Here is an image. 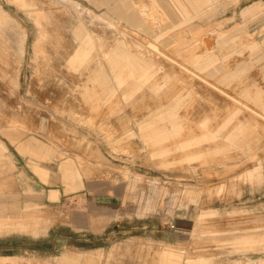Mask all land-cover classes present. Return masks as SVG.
I'll return each instance as SVG.
<instances>
[{
    "label": "rangeland",
    "instance_id": "374dc122",
    "mask_svg": "<svg viewBox=\"0 0 264 264\" xmlns=\"http://www.w3.org/2000/svg\"><path fill=\"white\" fill-rule=\"evenodd\" d=\"M113 2L0 0L1 264H264V0Z\"/></svg>",
    "mask_w": 264,
    "mask_h": 264
},
{
    "label": "crops",
    "instance_id": "0c3cea01",
    "mask_svg": "<svg viewBox=\"0 0 264 264\" xmlns=\"http://www.w3.org/2000/svg\"><path fill=\"white\" fill-rule=\"evenodd\" d=\"M108 1V0H107ZM112 1V0H111ZM125 0H122L121 5L118 4V0H116V2H113L112 5H110V9L115 7V10H118L117 12L119 13V17L122 19H125L128 23H135V24H142L145 22V20L142 17V10L138 9L136 7H134L133 4H130L129 6H127L128 4H126L124 2ZM186 10V9H185ZM185 10L182 11V13L185 15V18L187 21V16L185 14ZM179 12V11H178ZM181 13V11L179 12V14ZM105 66V65H103ZM86 68H89V65H86ZM106 74V72H105ZM107 75V74H106ZM107 77V76H106ZM19 148L22 150H27V149H48V144L43 141L40 140L38 137H31L30 139H27L26 141H20L18 144ZM6 145L4 144V142L2 140H0V149H5ZM61 168H62V175H63V179L64 181L68 182L69 184L74 185V188H77L79 186H83V183H81V181L79 180V177L81 176V172L79 171V169L76 167V164L71 161V160H66V161H62L60 164ZM42 167V166H41ZM44 170L41 172V174L44 177H48V170L44 167H42ZM60 190L54 189L51 193V196L53 198H58L60 197ZM3 198V197H0ZM12 201H9V206L11 205ZM27 210V208H26ZM11 211V210H10ZM105 246H100L99 249L102 250L104 249Z\"/></svg>",
    "mask_w": 264,
    "mask_h": 264
},
{
    "label": "bare ground",
    "instance_id": "6f19581e",
    "mask_svg": "<svg viewBox=\"0 0 264 264\" xmlns=\"http://www.w3.org/2000/svg\"><path fill=\"white\" fill-rule=\"evenodd\" d=\"M3 6V5H2ZM6 11V10H5ZM28 13L30 14V17H32V14L31 12L28 11ZM11 15L6 14V12H3V10L1 9L0 10V33H2V29L5 30V26H9L11 27V29H16L17 25L15 26L14 23L11 21ZM34 18V17H33ZM37 20V19H35ZM19 21V20H18ZM8 28V27H7ZM3 30V31H4ZM41 32L43 33V29H42V26L40 28ZM8 32V31H7ZM4 33H6L4 31ZM3 33V34H4ZM9 33V32H8ZM10 35H11V32H10ZM76 36L80 37L79 36V31H77L76 33ZM37 39V38H36ZM37 40L35 41L34 43V52H36L38 50V44H37ZM209 43H211V41H208L207 40V45H209ZM211 46V45H210ZM36 54V53H35ZM121 55H122V51H116L113 55H111V57L108 59V63L112 66V67H115L118 65L119 63V60L121 58ZM131 60H134V59H131ZM121 61V60H120ZM97 72H99V75H97L96 79L100 82V83H103L105 82V78H106V74H105V66H102L100 68L97 69ZM95 78V77H93ZM92 78V79H93ZM3 225V226H2ZM0 224V230L3 229V232H9L11 230H27L28 229V226H29V222H24V221H21V222H16L14 224H9L7 222H5L4 224ZM2 228V229H1ZM1 264V262H0Z\"/></svg>",
    "mask_w": 264,
    "mask_h": 264
}]
</instances>
